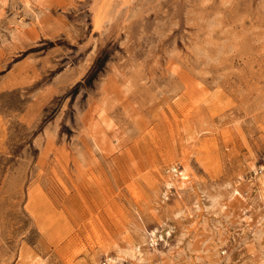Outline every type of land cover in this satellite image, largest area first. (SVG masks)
<instances>
[{"label": "rangeland", "instance_id": "obj_1", "mask_svg": "<svg viewBox=\"0 0 264 264\" xmlns=\"http://www.w3.org/2000/svg\"><path fill=\"white\" fill-rule=\"evenodd\" d=\"M109 1L0 0V264H264V0Z\"/></svg>", "mask_w": 264, "mask_h": 264}, {"label": "bare ground", "instance_id": "obj_2", "mask_svg": "<svg viewBox=\"0 0 264 264\" xmlns=\"http://www.w3.org/2000/svg\"><path fill=\"white\" fill-rule=\"evenodd\" d=\"M106 1V0H105ZM113 1H115V0H111V1H109V4H111V2L113 3ZM119 1V0H118ZM122 1V0H121ZM120 1V2H121ZM116 3H117V1H116ZM125 3V2H124ZM94 4V3H93ZM115 4V3H114ZM118 4V3H117ZM121 5H118V6H122V2L120 3ZM112 5V4H111ZM102 6V5H101ZM115 6V5H114ZM97 7V6H96ZM107 7H109V6H107ZM151 7V6H150ZM113 8V7H112ZM94 9V8H93ZM109 9V8H108ZM115 9V8H114ZM104 10H106V12H107V9L105 8ZM110 10V9H109ZM113 10V9H112ZM111 10V11H112ZM117 10H118V8H117ZM93 12H94V10H92ZM111 11H109V12H111ZM115 11V10H114ZM109 12H108V14H109ZM95 13V12H94ZM101 13H104V12H101ZM111 14V13H110ZM113 14H114V12H113ZM113 14H111V16H113ZM105 15V14H104ZM105 17H107V15L105 16ZM112 18V17H111ZM94 20V19H93ZM94 124H96V123H94ZM95 127V126H94ZM95 130H93V131H91V132H94ZM93 134V133H92ZM97 138V137H96ZM262 167H263V165H261L260 166V172H262ZM171 169L173 168V173L175 172V173H177L178 174V172H177V169H176V167L174 166V165H171V167H170ZM171 182V181H170ZM168 183V185L169 186H172V183ZM167 184V183H166ZM255 222H257V221H255ZM171 229L172 228H170L167 232L169 233L170 231H171ZM168 233H166V234H168ZM148 236H151V239H152V242H153V240H154V237L156 236V231L153 229V230H151V231H149V233H148ZM156 238V237H155ZM150 239V240H151ZM137 246L138 245H135V252H134V254L132 253V255H133V257H134V255H135V253L136 252H138V253H140V249L139 248H137ZM122 251V250H121ZM136 257V256H135ZM134 257V258H135ZM125 259H124V256L121 254V252L118 250L116 253H115V255L114 256H107L106 257V261H108L110 264H131L130 262H125L124 261ZM131 260V259H130Z\"/></svg>", "mask_w": 264, "mask_h": 264}]
</instances>
